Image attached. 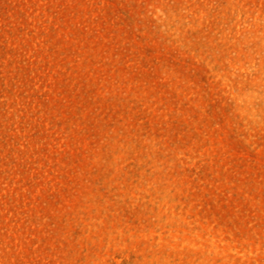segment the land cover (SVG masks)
Returning <instances> with one entry per match:
<instances>
[{
    "label": "rangeland",
    "instance_id": "obj_1",
    "mask_svg": "<svg viewBox=\"0 0 264 264\" xmlns=\"http://www.w3.org/2000/svg\"><path fill=\"white\" fill-rule=\"evenodd\" d=\"M0 264H264V0H0Z\"/></svg>",
    "mask_w": 264,
    "mask_h": 264
}]
</instances>
